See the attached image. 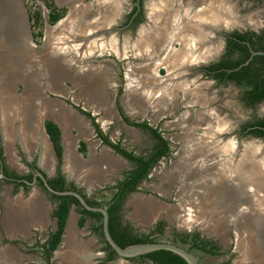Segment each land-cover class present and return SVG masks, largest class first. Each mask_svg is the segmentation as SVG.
Segmentation results:
<instances>
[{"label":"flooded vegetation","instance_id":"1","mask_svg":"<svg viewBox=\"0 0 264 264\" xmlns=\"http://www.w3.org/2000/svg\"><path fill=\"white\" fill-rule=\"evenodd\" d=\"M82 1L84 2L83 5L81 4ZM151 1L152 0H141L140 1V7H139L137 0H79L77 3L74 4L76 7L74 9H77L79 7L80 11H83L84 9H89V10H92L93 14H95L96 12H98L100 14L101 8L104 7V9L106 11H107V9L109 10L111 8L109 11L105 12L107 14L106 21L103 20V18L106 16V14L104 13V17H103V15H102V17L100 15V20L104 21V23H103L104 28H102V30H100V33L105 38L104 42L106 44H108L107 46L105 45V43L103 45H105L107 48L112 47V48H115L116 50L119 51L120 58H118L117 56H114L116 58V60H120L121 58L122 59L124 58V53H125L126 47H128L131 51L134 50V52L136 54H138L139 56H143L145 58V59H143L141 57L143 60H148L147 58L149 55L146 52L148 49H150L149 46H152V45L157 46V43H145L147 41V39L151 40V38L149 36H150V34L152 35V33H153L152 30L154 29L153 28L154 27V20H152L154 17L152 18ZM217 1H219V0H217ZM219 2L220 3L217 5H218V8L221 9V10L220 9L219 10L223 15V17H221L220 24L216 23V25H212L210 23L211 24V26H210L209 23H206L208 25H206V27H203L204 28L203 30L202 29L200 30L202 32L201 34L205 36V41L200 43L199 47L203 48L204 50L205 49L209 50L211 52L210 58L204 59V60L198 59L197 64H194L191 61H189L187 63H185V62L181 63V60H180V65H179L180 67H178V66L173 67L172 69L175 72L173 71L171 74H170V72H171L170 67L168 66L169 67L168 68L164 65L163 66L161 65L160 69L155 68V69H152V71H151V68H148V67L152 62H149V63L144 64V65H138L135 67L132 64H128V69L122 77V82L124 81L122 86H121L122 91H120L121 89L119 91L120 92H127L128 91V89H129L128 86L130 84L129 75L131 74L133 68L134 69H140L141 75H143L142 78L140 77V80H141V83L144 82L143 84L145 85V86L142 85V87L144 86V88H146V89H149V87H151V83L153 82V81L152 82L148 81L149 79L146 80V75H149L151 72H153V75L155 76L154 78L156 80H159L160 79L159 77H162L163 75L170 76V78H169L170 80L167 81V85L165 86L167 88L169 87L170 93L172 94V96L170 97V100L172 101L176 97L182 98V96H184L181 100V102H184L186 100V98H188L187 94H189V92H190L191 94H193L192 102L194 104L195 103L197 104L195 106L203 107V108H201L202 110L205 108H207V110H211L212 104H214L213 100L218 98V91L217 92L213 91L211 85L218 84L219 88H221L223 86L231 87L232 90L235 92L240 90L242 101H243L244 105L248 109H250L251 115H250V117H247L246 119H244V118L234 119V121L232 122V125H231V127H232L231 132H227L228 129L226 128L224 130L226 132L221 133L220 141H221V145L226 146V145L230 144L233 147L234 146L236 147L233 151H231L230 154H231V157L233 159H236L238 161V163L239 162H241V163L240 164L237 163V165H235V168L240 166L241 169L245 168V167L247 169V168H249L248 167L249 165H246V163H245L246 160L244 161V158L246 155V150L247 149L250 150V149L256 147L257 145L264 144V136H257V135L252 133V131H254L260 127V126H258L257 123L264 119V116L261 115V113H260L261 104L264 103V99L260 102H257L254 104H249L246 99L249 96V92L252 90L251 85L239 84L235 80H229L228 78H220L217 75L225 70L223 68L218 67L219 65H222V63H234V62H237L242 57L246 56V53L243 54L241 52L242 50L243 51L247 50L251 56H252V52H264V0H220ZM77 4H78V7L76 6ZM67 5L68 4H66V6ZM207 6H209V3L207 1L175 0L173 5H171L172 8L171 9L169 8V12L172 9L175 11H177L179 9L178 11L181 12V15H185L188 12V15L190 14V16L196 17L197 16L196 14L198 13V11H200V9H203ZM67 13H69V11H67ZM168 16H170V15H168ZM62 18L60 20H62ZM93 23H96V22H93ZM192 26H193L192 28H196V23L193 22ZM192 28H191V30H193ZM188 31L190 32V28ZM148 32H149V34H148ZM116 35H118V37H116ZM163 35L169 36V34H163ZM239 36H242V38H240ZM140 43H142L140 48L143 51H141L140 48L137 49L138 48L137 45H139ZM168 45L169 44H168V42H165V39H164V42H160V45L158 47L160 48L159 53H162V54L153 55L154 60L152 59V57L151 58L149 57L150 61L151 60L155 61V59H157L159 56H165L167 54L166 51H167ZM177 46L182 48L183 44L181 45V43L179 42V43H177ZM138 51H139V53H138ZM215 51H217V52H215ZM184 54H186V53L184 52ZM156 56H158V57H156ZM256 56H262V55H254V57H256ZM250 57H249V59H250ZM254 57H253V59H254ZM159 58H161V57H159ZM122 59L120 61H122ZM253 59L250 61V63L253 62ZM156 61L158 62V60H156ZM194 61H196V60H194ZM246 62H244V63H246ZM215 66H216V69H212ZM255 66L258 67V64H256V62L251 65V69H255ZM77 67H79V66H77ZM238 68H240V66ZM238 68L234 69V71H239L241 69V68L240 69H238ZM72 70H74V67H72ZM155 70L156 71L158 70L157 75H156ZM143 71H145V72H143ZM230 71L232 72L233 70H228L227 72L230 73ZM85 73H87V72H85ZM158 74L160 76H158ZM0 75L2 76L1 67H0ZM203 77L208 78V80L201 81V79ZM79 81L80 80L75 81V82H71V86L75 85L77 87L76 89L74 88L75 90H77L76 91L77 93L79 90L78 88L80 87V85L78 83ZM81 81H82V86H87L88 91H95L96 90V88H92V89L89 88V84H90V82H92V79L90 76H87V77L83 76ZM162 81H165V79ZM170 81L172 84L170 83ZM105 82H106V80H105ZM102 84H103L102 87L100 86L101 87L100 94L103 95L104 94L103 88L105 86V83L102 82ZM191 86H193V87H191ZM20 88L23 90L22 85H20ZM80 88H83V87H80ZM151 91L153 92L152 89H151ZM154 92H155V89H154ZM17 94H19V93H17ZM139 97L142 100L141 104L143 107L140 106L138 108V111L142 112L143 113L142 115H145V116L150 115L151 112L155 113L153 111L154 110L153 106L157 105L155 93H153L151 96L147 97L144 94L142 95L140 92V94H138V98ZM43 99H44V97H43ZM135 99H134V101L136 102ZM62 101L65 102L66 104H69L68 101H64V100H62ZM174 101H175V99L173 100L172 104H174ZM204 104L206 106H204ZM188 107H190V106H188ZM76 108H77L76 110L79 111L78 115H75L73 113H71V114L80 123L79 124L78 123L71 124L69 126L70 128L69 127L65 128V126L62 124V122L57 117H55L57 119V123H55L51 119H46L44 121L43 127H40V124H39L38 132L41 135L42 142L47 148H50V146H51V149L53 150V152L55 154V159H56L55 165H53L52 169L48 170V171L45 170L44 168H42L40 165V162H41L40 160L42 158H44V157H42L43 156L42 145L39 146L37 144L38 146L36 145L32 149L28 150L26 147V144L24 143L23 137L17 135L14 139L18 138L19 140L14 141V139H13L12 141H10L11 146L10 145H9L10 147L7 146V141H6L5 132H4V125H3L2 116H1V112H0V254L2 255L0 257V264H1V260H3L2 264H5L4 258L7 256V254L8 255L11 254L13 256V258H16L15 260H16L17 264H25V261H22L23 257H25V256H31L30 260H34V259L38 260L39 259L42 262V264H47V262H46L47 246L46 245L50 241L52 235L56 234V232L58 231V218L55 216V212L58 210V208L60 206V201L53 199L52 193H50L45 188L42 180L39 177H37V182L35 185L30 186V185H27L25 183V181L33 182L34 178L38 172H41L46 177V179L48 180V183L50 180H57L59 178V176L62 175L67 182V185H65V187H64L65 190L78 191L79 193H81L86 198L87 202H88V200H92V201L95 200V199H92L90 197V193H85L83 191L82 186H79L77 181L75 179H73L70 176L69 172L65 169V161L67 160L68 163H70L69 158H70V156H73L76 164L80 165V167L83 168L82 173L90 172L88 168H91V166L83 167L81 164H79V161L76 158L77 155H79L80 157L86 159L89 157L90 152H92L91 148H90V143H89L90 140H92V139L88 138L89 135L87 136L88 131L86 130V123H88L87 125L92 127L95 137L100 142V146L103 149L108 151V153H109L108 155L110 157L115 156V155H119L123 159H125L114 148H112L110 145L104 143L103 139L99 135V132H100L104 137H106L113 144H119V143L114 142L108 136V133H106V130H105L107 127L104 128L105 123H101V121H100L101 119L96 117V116H100L104 120V122L111 125V122H109L107 120V116H109V115L111 116V114L109 112V109L111 110V108L105 107V110H104L105 112H104V116H103L104 118L101 116L100 110H98L96 113L95 112L91 113V112H87L86 110H84L80 107L76 106ZM62 110H64V109H62ZM115 110H116L115 114L112 115L115 117V120H119V121L121 120L123 125L125 127H127L128 129H132L135 131H140V130L141 131H147V133H149L150 138L152 139V141L154 143L152 149L149 152H146L145 154L137 155V154H134L133 152H131V153H133L135 156H145V157H149L150 155L154 154V152H155L154 146L157 143L154 140V138L152 137L151 129L157 130V128H154L153 126H151L149 124V122H146L145 120H142L141 122L132 121L130 119V117H131L130 115H135V113L127 114L123 110H120L119 107H117V105L115 106ZM85 113H89L90 116H88ZM198 114L204 116L202 114V112H199ZM190 118H191V115H190ZM48 121L55 123L57 125L59 131H60V145L62 148L60 158L57 154L54 143L52 142L50 136L47 133L46 122H48ZM145 123L147 124L148 129H142V127H136L135 126V124L142 125ZM21 125L18 122H15V127L20 129L21 127H23V125L22 126ZM157 132L160 133L158 130H157ZM160 135L164 138V136L161 133H160ZM70 139L73 143V146H75V151H76L77 155H75L72 150L70 151L71 147L69 148V144H68V141L70 142ZM164 139H166V138H164ZM167 141H169V140H167ZM82 144H85V146H86L85 152L81 151L82 150ZM169 146H170V142H169ZM36 147H38V148L36 149ZM170 150H171V148H170ZM263 150H264V148L262 149V151ZM107 156L105 155V158H108ZM251 156H253V158H254V155H251ZM255 157L258 161L260 160V162H262V164H264V152L263 153L260 152L257 156L255 155ZM165 158H167V157H163L161 160H163ZM250 158H252V157H250ZM42 160L44 161V159H42ZM125 160L127 161V163L130 166V168L127 170V172H130V171L134 170V168H136V165H134L132 162H130L127 159H125ZM51 162H52V159H51V156L49 153V161H48L47 165L51 164ZM68 167H69V165L67 164V168ZM155 167L152 169L150 175L152 174ZM236 169L239 170V168H236ZM86 170H88V171H86ZM69 171L74 173V171H72V170H69ZM79 172L80 171H78V175H81L82 173L81 172L79 173ZM127 172H125V173H127ZM125 173L122 174V176H123L122 179H124ZM78 175L76 174V176L78 178L80 177L79 179H81L82 182H87V181H84L83 178L81 176H78ZM150 175H149V177H150ZM257 175L259 176L258 179L261 180L260 179L261 174L256 173V176ZM29 177H31L32 179L29 180L28 179ZM88 177H90V174ZM98 177H99V174H98ZM236 182H238V181H235V183H234L230 178L225 179V181L223 179L222 180L218 179V183L221 185L218 186L219 188L218 187L216 188L217 195H218L217 200H216L217 201L216 202V210H217L218 214H219V212H220V214L218 216L216 215V217L212 216V217H214V220H216L217 225H219L221 222H223L222 216L224 214H221L222 208L228 207L229 209L231 208V210H233L234 208H236V210L242 209L240 214H238L236 212V210L234 209L235 212H232V214H231V215H234V217L233 218L230 217L229 223L227 222L224 229L221 230L223 232H221V231L216 232V230H214L213 228H210L209 226H213V225L211 224L208 226L206 224L207 221L210 220L209 217H206V218H203V221H204V219L206 221H204V222L201 221L200 222L201 224H197L198 226L197 225L192 226L191 230L189 229L186 231H182L181 233L189 234L190 238L193 234L199 233L200 234V241L205 240V241L213 242L215 244V246L219 248V249H217V252L215 254H209V253H206V252L198 250V249H193L192 252H194L195 255H196L195 252H201L202 254H205L207 256L219 258L220 259L219 264H224L227 262H229L230 264H259L258 260L256 259V256H251V257H248L247 259L244 260V258H243L244 254H243L241 248L239 247V246H241V239L239 240V244H238V234H239L240 238H242V234H241L242 230L237 229V224H241V222H243L242 221L243 219H241V217L243 215L241 213L243 211H245V209H247L251 204L253 205V203H251V201L249 199L250 197L249 198L245 197L246 198L245 199L243 197L242 193L244 192L243 194L246 193L247 195L250 194L251 196H254V195L257 196L258 193L253 194L254 191H252V187H254L255 185H254V183L252 184L251 181H249V180H248V182L243 181V185H244L243 187L250 188V190H251L249 192L247 191L248 193L245 191L240 192V190L242 188H240V185H239L240 183L235 185ZM256 182L259 183L258 181H256ZM69 184H73L72 188L73 187L74 188L70 189L71 186ZM141 186H140V190H141ZM246 186H248V187H246ZM261 190L264 191V188H262ZM220 192H221V194H219ZM38 193L45 196V198L47 200L46 204H48L50 206V210L47 213V216H46L44 222L41 218L42 211L40 212L41 214L40 213L38 214V211H37V214L36 213H35V215L33 214L34 216H38V218H40L39 223L41 224L43 222V225H38V226L31 225L29 228L26 229L27 234H25V235L13 236L14 234L23 233V231H24L23 228L21 229V231L16 232L14 234L12 233L13 235H9V234H11V232L8 231V229L6 228V225H5V218H6V214H7L8 204H10V202H14V203H17V205H19L20 203H18V201H30L31 199L36 197L38 195ZM136 193H139V192H136ZM222 193H224V194H222ZM133 194H135V193H131L129 195V197L125 200V202L123 203L122 211H121V222L123 225H126L127 222L130 223L131 226L134 229H136V231L138 233H141L140 230H138L137 228L134 227V225L132 224V222L130 220H127L125 218L126 205H127V202L129 200L130 196ZM250 195H248V196H250ZM258 196L262 198V200H260L262 203L259 202V205L261 206L262 209H264V193H259ZM230 197L233 200H231ZM241 197H243V198H241ZM34 201H37V200H34ZM229 202H231V203H229ZM38 203H39V201H38ZM81 206L76 205V204H70L69 213H68L67 221L65 224L64 233L62 235L61 243L64 239V236L68 234L67 228H68V225L70 224L71 217L72 216L74 217L73 213H75L77 216L76 222H77L78 229L80 231L81 230L84 231V229H85L83 234H80V232H78L75 235L78 236L79 239H83L84 241H88V240L93 239L97 243L100 241H102V243H103L104 247L101 249V251H96V245H94L95 246L93 248V252L95 255V259L93 260L94 264H121L122 259H120L118 257V255L114 259H111V257H110L111 253L108 251L107 246L104 243V240H103L102 235H101V230H98L100 223L97 222L94 218L83 215V213H82L83 208ZM99 207H106V206L102 205ZM31 212H33V211H28L27 213H24V214H28ZM20 214L21 213H19L18 215H20ZM245 214L247 215L248 211H246ZM220 215H222V216H220ZM21 216H22V214H21ZM259 216H261V215H259ZM239 219H241V220H239ZM82 220H84L83 225H81ZM162 221L166 223L167 227L169 226L167 221L159 220L155 225L152 226V228L155 227L159 222H162ZM200 225H203V228H206L208 231H210V233L207 232V234H204L202 232L203 229L201 227H199ZM102 227H103V222H102ZM199 229H201V230H199ZM246 230L248 231L247 235L250 236L248 243L252 241L251 243H249V246H251L252 250H256L255 248H258L260 246L262 240L258 239L259 237H257L256 233H253L252 230H254V229H252V230L246 229ZM102 232H103V229H102ZM72 234L74 237L75 235H74L73 231H72ZM61 243L59 244V246L61 245ZM59 246H58V248H59ZM76 247H77V244H76ZM57 249L52 254L50 264H60V256L56 255ZM86 254L91 255L89 249H88ZM91 260H92V257H91ZM86 261L87 260L84 258V256H75V259H74L75 264H84ZM125 261H133V260H125ZM61 262H63V261H61ZM199 264H200V262H199Z\"/></svg>","mask_w":264,"mask_h":264},{"label":"rangeland","instance_id":"2","mask_svg":"<svg viewBox=\"0 0 264 264\" xmlns=\"http://www.w3.org/2000/svg\"><path fill=\"white\" fill-rule=\"evenodd\" d=\"M65 2H67V1H63V0H61V1H58V0H22L23 7L26 9V12H27L29 19H30V29H31L30 33H31V35H33L34 42L36 43L37 46H41L44 43V40L47 38L48 33L50 35H52L53 39H55V36L58 35L57 33H54L55 31L59 30L58 28H56V24L52 25L49 21V15L52 11L56 12V13H62L63 14V18H64V19L62 18L63 22L60 20L59 21L62 22L63 24L67 21V23H66V24H68L66 26L67 29L72 24L75 25L76 29H79V28H77L78 25L82 24L81 25L82 27H80V29H82L83 27H85V26H83V23L89 24L90 26L92 25L93 28L95 25H97V23H101L100 15L101 16L103 15V14H101L102 12H100V14L98 12L93 14L92 10L84 9V11L82 12L83 18H81V19H79L78 17L75 18L77 16V13H76L77 9H74L75 6L73 7L72 5H69V4L66 6L67 3H65ZM81 4L83 5L84 2L82 1ZM54 7H57L59 11L58 12L54 11ZM67 11H69V13H67ZM70 14H71V16H73L72 18L70 16L71 20L67 19ZM152 17H153V14H152ZM105 20H106V18H105ZM93 22H96V23H93ZM103 26H104L103 24L101 27L97 26L90 33H86L87 35L84 36L82 34L81 36L78 37L80 39L82 38L81 39L82 42L78 46V47H80V50H75L72 47V44H75L77 41L75 40L72 43L69 39L67 40L68 45L66 46V50H64V51H67L66 55H67V59H69V62H70L69 66L70 67H74L77 71H81V72L84 70L89 71L91 69L90 72L94 73L93 79L97 78V75H99L98 77L101 78L100 84L95 85L97 82L93 83V81H92L89 84V88H92V87L96 88L95 91L100 94L101 87L103 85L102 82H104L105 83V86L103 88L104 94L103 95L100 94L101 97H100V95L99 96L97 95L98 97L96 99H94V98L92 99L88 95L89 93L87 94L85 92V90L88 88H87V86H82L81 80L78 83H79L80 87H83V88L79 87L78 93L76 92L77 90H75L77 87L75 85L71 86V82H69V81L62 83L60 90L58 88H56V90H55L48 83L46 84V82H48V78L46 77V74H44V72H45L44 67H40L39 70L36 71V73H31V74H33L32 79H33V82H35L34 79H36V80H39L40 83H42V90H43V93L45 94V96L47 98L48 97L55 98V99L57 98L58 100L61 99V100L69 102V104H66L65 102L62 101L63 107L67 111V116L70 117L69 118L70 120L71 119L74 120V121L71 120L72 124L78 123L76 118L74 116H72V114H71V113H73L75 115H78L79 111L76 110L77 109L76 106L86 110L87 112H91V113H94V112L96 113L98 110H100L102 117L104 116L105 107H110L111 110L109 109V112H110L111 116L110 115L107 116V120L109 122H111V125L104 122V120L100 116H96V117L101 119L100 120L101 123H105L104 128L107 127L105 130H106V133H108V136L114 142L121 144V146L123 148L127 149L129 152H133L134 154H137V155L145 154L146 152H149L152 149L154 143H153L152 139L150 138L149 133H147V131H141V130L135 131L132 129H128L127 127H125L123 125L121 120L120 121L115 120V117L112 115L115 114V112H116V110H115L116 105H117V107H119L120 110H123L127 114L135 113V115H130L131 116L130 119L132 121L141 122L142 120H145L146 122H149V124L151 126H153L154 128H157V130L164 136V138L169 140L170 148H171L170 156L161 160L156 165V167L153 170L152 174L150 175L149 179L142 184L141 192L135 193V194L130 196V198L127 202V205H126L125 218L127 220H130L132 222V224L134 225V227L137 228L138 230H140L141 233H148L150 231V229L152 228V225L148 226L147 225L148 223L145 221L150 220L151 217L148 220H145L144 215H148L151 212H153V213L156 212L154 214L155 216H158V215L160 216L163 213H167L168 217H170V218H168L166 215L165 216L166 218H164L162 220L167 221L169 226L167 227L166 235L163 237H160L158 239V241L172 242L173 243V236H172L173 231L176 230L178 232H182V231H186L189 229L191 230L192 226H196L197 224H201L200 222L203 221L202 219L204 218L202 215H200V212H201L200 209L198 207L196 208V206H198L200 204L199 201L201 200V198H198L196 196L197 194H195V192H200V193L203 192V190L200 191L199 187H202V184H204V179H201V177L196 178V179H191L186 174V172L188 170H192V169H190V166H191V168H194V165H192V164H190L189 167H187V165H186L187 164L186 155L188 154L189 148L194 147L195 144L197 145L198 143L202 142V139L203 140H204V138L207 139L206 136L212 135V133H215L222 128H223L222 131L219 133H222V132L225 133L226 131H224V130L226 128L228 129L227 132H231V130H232L231 125H232V122L234 121V119H236V118L246 119L247 117H250L251 111H250V109H248L244 105V103L242 101L240 90L235 92L232 90L231 87L223 86V87L219 88L218 84H214V85H211V87H212L213 91H216V92L218 91V98L213 100L214 104H212L211 110H207V108H205V109H203L204 110L203 111L201 109L203 107L195 106L197 104L196 103L194 104L192 102L193 94H191L190 92H189V94H187L188 98H186V100L184 102H181L182 98L184 97V96H182V98H178V97L174 98L175 101H174V104H172L174 99L172 101L170 100V97H169L170 96V89L166 87L167 90L164 91L165 93H163V96H161L160 98H156L157 105L153 106L154 107L153 111L155 113L151 112L150 115H147V116L142 115L143 113L138 111V108L140 106H142V105H140L141 103H135V101H134L135 98H136L135 100L137 101L138 94H140V90L139 91L135 90L136 93H134V91H132V89H130V87H128L129 89L127 92H120V91H122L121 86L124 82V81L122 82V77L128 69V64H132L135 67L138 65H144V64H147L149 62H152L148 67V68H151V71H152V69H154L153 68V62L156 63L157 62L156 60L160 61L165 56H159V57H161V59L158 57L155 60L156 62L152 61V60L150 61L149 56L147 58L148 60H143V59H145L143 56H139L138 54H136L134 52V50L131 51L128 47H126V50L124 53V58L123 59L121 58L122 61H120L121 59L116 60V58L114 56H117L118 58H120L119 51L116 50L115 48H112V47L107 48L106 46L103 45L104 41H102V38L103 39H105V38L100 33V30H102V28H104ZM93 31H95V32L93 33ZM50 32H52V33H50ZM116 37H118V35H116ZM80 39H78V40L80 41ZM177 43H179V42H177ZM177 43H175V45H173L174 46L173 50H175V54L181 53V49H182L181 47L177 46ZM51 44H50V47L52 46ZM87 45L88 46L90 45L89 46V47H91L90 51H94V53L89 52V47ZM98 46H102V48L103 47L104 48L101 50ZM182 52H183V50H182ZM215 52H217V51H215ZM34 59H36V58H34ZM197 61L198 60H196V61L191 60V62L194 64H197L198 63ZM175 65L179 66L180 63L177 62V63H175ZM77 66H79V67H77ZM160 68H161V65H159V67H157V69H160ZM42 70H43V72H42ZM133 70H136V72L134 73ZM157 71H156V75H157ZM2 72H3V70H2ZM7 72L10 73L9 71H7ZM132 72H131L132 73L131 75L136 74V76H138L140 79V75H141L140 69H134L133 68ZM151 74L153 75V72H151ZM131 75H129V76L132 78ZM158 76H160V75L158 74ZM166 76L167 75H163L162 77H159L160 78L159 80L160 81L164 80V79L167 81L170 80L169 79L170 76H167V77ZM12 78L16 81V77L13 76L12 74H11V76L7 77L6 79L10 80ZM104 78H105L106 82H105ZM129 80H130V78H129ZM205 80H208V78L203 77L201 79V81H205ZM152 85L153 84H151V86ZM129 86H130V84H129ZM191 87H193V86H191ZM160 88L162 89V86L159 87L158 88L159 90L157 89V91L160 92L161 91ZM7 91H8V93H11L12 90L8 89ZM16 92L19 94L22 92L20 85L17 88ZM40 93H41V90H40ZM141 94L146 95L145 93H141ZM155 94H156V92H155ZM41 98H42V101L45 100V99H43L42 95H41ZM14 101H16L18 103L19 100H14ZM17 103L15 105H18ZM188 106H190V107H188ZM204 106H206V105H204ZM20 108L21 107L19 104V107H17L16 110L20 111ZM199 112H202V114L204 116L199 115L198 114ZM260 113H261V115L264 116V103L261 104ZM189 114L191 115V118H190ZM48 116L52 117L51 115H48ZM199 116L203 117L202 121H197ZM53 118H55V117H53ZM39 124H40V122H39ZM87 124L88 123H86V130L88 131L87 136L89 135L88 138L92 139L89 142L90 148L92 151V152H90L89 157L98 156L103 152L104 149L100 146L99 140H97V138L95 137L92 127L87 125ZM190 128L193 129L192 132L188 131ZM219 137L221 138V135ZM70 144H71L70 150H72L73 153L75 155H77L76 151H75V146H73L71 139H70L69 145ZM38 145L40 146V144H38ZM191 145H193V146H191ZM219 147L222 148V145H220ZM256 147L252 148V150L256 151L255 155H258L260 152L261 153L264 152V150L262 151V149L264 148V144L257 145ZM36 149H37V147H36ZM247 151H249V150L247 149L246 152ZM230 153H231V151L226 155L225 154L219 155V156L217 155L216 157H211V158H209V160H206L204 162L205 165H208V166H206V167H208L206 171L210 172L209 173L210 175L212 173H215L214 172L215 169L214 170L211 169L210 165L212 166L213 164H216V163L221 162V161L222 162L224 161L225 163H227V165H230V167L233 166L236 159H233L231 157ZM76 158L78 160H80L79 164H81L83 167L92 166L94 164L93 163L90 165H85L83 163L85 162L84 160H86L87 158L86 159L82 158L79 155H77ZM101 160H103V162H100V163L101 164L104 163V167L107 166L108 164L116 165V167H118V165H119L112 158H105V155H104L103 159H100V161ZM81 161H83V162H81ZM97 162H99V161H97ZM106 163H108V164H106ZM223 165H224V167L222 166V169L227 171L225 168L226 165L225 164H223ZM65 168H66V170L69 169V168H67V160H66ZM129 168H130V166L127 163V161L122 160L121 166L119 168L112 170L111 175L109 176L108 179H106V183L99 184V183H97L99 181H97V182L95 181L101 177V175H99V177L97 176L94 179H91V180L88 179L89 182L87 181V182L78 183V184H79V186H82V189L85 193H90V197L92 199H95L97 202L102 203L103 205H106L111 200L113 193H114V190H110L108 188L114 186L118 180L122 179L123 178L122 174L127 172V170ZM233 168H234V166H233ZM88 169H90V168H88ZM217 169L219 170V166ZM189 174L191 175V173H189ZM204 174L205 173H201L200 176L201 175L209 176V175H207L208 173H206L205 175ZM226 177L223 179H226ZM84 180H86V179H84ZM93 183H96V184H93ZM217 183H218V181H217ZM207 191H208V189H207ZM200 193L198 194V196L200 195ZM202 194H204V193H202ZM208 198L209 197H207V199ZM154 200L162 201V202L166 203L170 208L173 206V207H175V209L174 210H172V209L162 210V209L157 208L156 206L148 205V204H152V203L155 205V203L152 202ZM202 200H203V198H202ZM206 202H207V204H209L208 206H212L210 203L211 201L208 202V200H207ZM30 203H31V205H29V206L31 208L34 207V205L32 204L33 202L30 201ZM30 203L27 202L25 204H30ZM20 204L22 206L25 205L24 203L23 204L20 203ZM14 205H16V203ZM226 209H223L225 212L221 213V214H224L223 215V221L227 219L226 221L229 223V218L231 216L234 217V215L229 214V211L226 214ZM233 217H231V218H233ZM35 222L40 224L37 221H35ZM224 227H225V225L222 227L221 230H223ZM210 228H211V226H210ZM237 229L238 230L240 229V224H237ZM199 230H201V229H199ZM75 231H77V230L75 229ZM83 232L84 231H82V234H83ZM216 232H219L218 229H216ZM221 232H223V231H221ZM168 236H170V237H168ZM239 240H240V236L238 234V244H239ZM177 244L181 245L180 242H177ZM95 245H96V251H101V249L104 247L102 241L98 242ZM68 250H69V248H67L65 253H67ZM195 253L199 259L200 264H219V262H220L219 258L207 256L205 254H202L201 252H195ZM30 257L31 256H25V257H23L22 261H25V264H42V262L39 259L38 260L37 259L30 260ZM88 257L91 260V256L89 254H88ZM2 261L3 260H1V264H2ZM61 263L64 264V262H61ZM89 263L92 264L91 261H89ZM121 264H146V263H144L141 260H133V261L122 260Z\"/></svg>","mask_w":264,"mask_h":264},{"label":"bare ground","instance_id":"3","mask_svg":"<svg viewBox=\"0 0 264 264\" xmlns=\"http://www.w3.org/2000/svg\"><path fill=\"white\" fill-rule=\"evenodd\" d=\"M58 1H61V0H58ZM63 1H67L69 3L72 2V6H75L74 4L77 3L79 0H63ZM200 1H207L209 3V6L203 8V9H200V11H198L197 14L195 13L197 15V16L195 15L196 17L190 16V14L188 15V12L185 15H181L180 14L181 12L178 11L179 9L177 11L172 9L169 12V8L170 9L172 8L171 5H173L175 0H152L151 1V4H152V10L151 11H152V14L154 17V18L152 17L154 20V27H153L154 29L152 30L153 31L152 35L151 34H150V36L148 35L151 38V40L147 39V41L145 43H157V46H154V45L149 46L150 49H148L146 53H148L149 57L150 58L152 57V59H153V55L162 54V53H159L160 48L158 46L160 45V42H164V39H165V42H168V44H169L168 48H167V54L165 55V57H163V59L160 58L161 60L158 61L157 63L153 62V68L154 69L157 68L159 65H162V66L164 65L166 67L169 66L170 71H171L170 74H171L174 71L172 68L176 67L175 63H177V62L180 63V60H181V63H184V62L187 63V62H189V60L190 61L191 60H198V59L204 60V59L210 58L211 52L209 50H206V49L204 50L203 48L199 47V44L202 43L203 41H205V36L201 34L202 32L200 30L201 29L203 30L204 29L203 27H206V25H208L206 23H209L210 26H211V24L212 25H216V23L220 24L221 17H223V15L220 12L221 9L218 8V5H217L220 3L219 2L220 0L219 1H217V0H212V1L211 0H200ZM10 2L12 3V1H10ZM76 6H78V5H76ZM74 8H76V7H74ZM101 10H102L101 14H103V15L105 12L109 11L108 9H107V11L104 10V7L101 8ZM8 11H9V14L7 15V17H2L0 19V33L1 34L4 33V35L7 37L8 40H10L11 45H12V47H11L12 53L10 56L8 54V50H6V52L2 51V49H5L6 47H8V45H6V47L4 46L5 48L0 49V67H1V70H3L2 76L0 75V106H1V116L3 119L4 132H5V137H6V141H7V146L8 147L11 146L10 141H12L17 135L23 137L24 143L26 144V147L28 150H30L31 148H33L37 144H40V146L42 145V147H43V151H42L43 156L42 157H44L43 158L44 161L42 160V162L43 163L45 162L47 164L48 163V157H47L48 149L43 144L42 139H41V135L38 132V130H39V124L38 123L40 122L41 116L42 115L45 116L46 114H47L46 116H48V114L51 112V110L49 109L50 106L48 107V105L44 101H42L40 90L37 87V85H35L36 83L33 82V79H32L33 74H31V73H36V71H38L40 67H44L45 68L44 74H46V77L48 78V84L51 87H53L55 90H56V88H59V90H60V82L64 77H72L75 81H78V80H82L83 76L84 77L90 76L93 83L97 82L95 85L100 84L101 78H99L98 77L99 75H97V78L93 79L94 73L90 72L91 69L89 71L84 70L81 72V71H77L74 68V70H75V72H74V70H72V67L69 66L70 62H69V59H67V55H66L67 51H64V50H66V46L68 45L67 44L68 39L72 43L76 40L77 42L75 44H72V47L75 50H80V47H78V46L82 42V40H81L82 38L80 39L78 37L81 36L82 34L84 36L87 35L86 33H90L94 28L92 27V25L90 26L89 24L83 23V26H85V27H83L82 29H80V27H82L81 26L82 24L78 25L77 28H79V29H76L74 24H72L71 26L69 25L70 27L67 29V27H66L68 25V24H66L67 21L66 22L64 21L65 23L63 24L62 23L63 21L61 20L62 22H60L58 27H57L59 30L54 32V33L58 34L57 36H55V39H53L52 35H50L47 32L48 34H47L46 39H47V41H49L50 44L52 43L51 44L52 46L43 54V56L33 60V59H30L31 56L30 55L28 56V53L25 52L27 50L22 51L24 49V43H25V41H27V39H26V34L24 32L22 17L20 15V13L14 8V6H10ZM83 11H80L79 7H78L77 12H76L77 16L75 18H77V17L79 19L83 18V13H82ZM168 15H170V16H168ZM105 18L107 19V14L103 18L104 21H106ZM103 20H101V23H97V25H95L94 27L95 28L97 26L101 27L102 24L104 23ZM193 22L196 23V28H192ZM8 24H10V25H8ZM188 27L190 28V32L188 31L189 30ZM191 28L193 30H191ZM52 32H50V33H52ZM94 32L95 31H93V33ZM148 34H149V32H148ZM163 34H169V36L167 35L168 36L167 37V36H164ZM78 39H80V41ZM102 41H104L103 38H102ZM178 41L181 43V45L183 44V47L181 49V52H182V50H183V52L179 53V54H175V50H173L174 49L173 45H175V43ZM103 43H105V42H103ZM105 45L107 46L108 44L105 43ZM141 45H142V43L137 45L138 46L137 49H139ZM98 47L101 50L104 48V47L102 48V46H98ZM90 48L91 47H89V52L94 53V51H90L91 50ZM140 50H141V48H140ZM141 51H143V50H141ZM184 52H186V54H184ZM138 53H139V51H138ZM156 57H158V56H156ZM34 58H35V56H34ZM7 71H9L10 73H8ZM133 71H134V73L136 72V70H133ZM42 72H43V70H42ZM85 72H87V73H85ZM143 72H145V71H143ZM11 74L16 77V80L18 78H22L25 81V83H26V95L25 96H23L21 98H17L14 96L12 88H13V83L15 80L13 78L10 80L6 79L7 77L11 76ZM131 76H132V78L129 76L130 86H128V87H130V89H132V91H134V93H136V91L140 90L141 93H145L148 97V96H151L153 93L156 92L155 97L160 98L161 96H163V93H165L164 91L167 90V88L165 87L167 85V80H165V81L156 80L154 78L155 76L152 75L151 73L149 75H146V80L149 79L148 81H151V82L153 81L151 83V84H153L152 85L153 87L151 86V87H149V89L144 88V86H145L143 84L144 82L141 83V80L139 79L138 76H136V74H133ZM140 77L142 78L143 75H140ZM170 83H171V81H170ZM142 85H144V86L142 87ZM161 86H162V89L160 88L161 91L160 92L157 91V89ZM8 89L12 90L11 93H8V91H7ZM151 89L153 90V92L151 91ZM154 89H155V92H154ZM85 92L87 94L89 93L88 95L92 99L93 98L96 99L100 95L98 92L88 91V89H86ZM171 96H172V94L170 93L169 97H171ZM100 97H101V95H100ZM14 100H19V101L17 103ZM141 102H142V100L139 97L135 103H141ZM16 103L18 105H15ZM19 104L21 107L20 111L16 110V108L19 107ZM140 105H142V104H140ZM31 109L33 110V112H34V110H37V111L39 110V112H37V113L34 112L35 115L32 113L33 114V116H32V122L33 123H32V125H29V122L27 123L26 119L28 117L29 110L31 111ZM54 110H55V108H54ZM54 110L52 111V114L55 115L56 117H58L59 120L62 119L64 125H67L66 128L69 127L71 120L69 119L70 117L67 116V112L65 110H62V112H60L61 110L60 111H58V110L54 111ZM54 112H55V114H54ZM38 118H40V119H38ZM202 119H203V117L199 116L197 121H202ZM35 120H37V121H35ZM15 122H18L20 125L22 124L23 127H21L20 129L15 127ZM188 131L192 132L193 129L190 128ZM221 131L222 130L220 129L217 132L212 133V135L206 136L207 139L204 138V140L202 139V142L198 143L197 145L195 144L194 147L189 148L188 154L186 155L187 167H189L190 164L194 165V168H191V166H190V169H192V170H188L186 172L188 177L191 179H196L199 177H201V179H204V184H202V187H199L200 191L203 190L202 193H204V194H202L200 192H195V194H197L196 196L198 198L203 196L202 197L203 201H201V202L199 201L200 204L198 207L200 209V211L202 210V213L204 212V209H207V202H206L207 200H208V202L211 201L210 203L212 205V206H208V207L215 209L216 202H217L216 200H217V196H218L216 188L219 185H221V184H218L216 182L218 181V179L222 180L226 176H227L226 179L231 178V180L234 183H235V181H238V182H236L235 185L240 183L239 184L240 188H242L241 189L242 191L240 190V192L251 191L250 188L243 187L244 186L243 181L248 182V180H249V181H251L252 184L254 183V185H255L254 187H252V191H254L253 194L258 193V195H259V193H264V191L261 190L262 188H264V172H259L260 174L263 173V176L261 175V178H260L262 180L261 181L258 179V177L260 175L258 174L259 176L258 175L256 176V172L253 171V169L255 170L257 168L261 169L262 166L264 167V165L262 164V162L257 163V159L255 157L256 151H254L252 149H250L248 152H246V155L244 158V161L246 160L245 161L246 165H249L248 166L249 168H247V169H246V167L241 169L240 166H238L236 168H239V170H237L235 168V165H237L238 161L235 160V163L233 165L234 168H233V166L230 167V165H227V163H225L224 161L223 162L221 161V162H218L216 164H213L212 166L209 164L211 169H213V170L215 169V171H214L215 173H212L213 175L212 174L210 175L209 174L210 172L206 171L208 168V167H206L208 165L204 164V162L206 160H209V158H211V157H216L217 155H224V154L226 155L229 153V151H233L236 148L235 146L233 147L230 144L226 145V146L222 145V148L219 147L221 145L220 144L221 138L219 137L221 135V133H219V132H221ZM191 146H193V145H191ZM70 147H71V144L69 145V148ZM251 155H254V158ZM250 157H252V158H250ZM69 159H70V163H68V165H69L68 168L70 170L74 171L77 175H78V171H80L82 173L83 168L80 167V165L76 164L73 156H70ZM240 163L241 162H239L238 164H240ZM223 164L226 165L225 168L227 171L222 169V166L224 167ZM218 166H219V170L217 169ZM263 171H264V168H263ZM189 173H191V175ZM201 173H205V174L208 173L207 175H209V176H203V175L200 176ZM84 175H85V172L82 173L81 175H78V176L84 177V179H85L87 176H84ZM223 180L225 181V179H223ZM256 181H258L259 183H257ZM246 187H248V186H246ZM206 188L208 189V191ZM212 189H213V191L211 192ZM199 193H200V195L198 196ZM243 193H242V195L244 198L250 197L249 199H250L251 203H253V205L252 204L250 206L248 205L249 207L241 213L243 215L241 217V219H243L242 220L243 222H241V224H240V229L242 230V232H241L242 238H240L241 239V246H239V247L241 248V250L244 254L243 255L244 260L247 259L248 257L256 256L258 263L264 264V242H263L264 241V209H262L261 206L259 205V202H261L260 200H262V198L259 197L258 195L257 196L256 195L251 196L250 194H248V195H250V196H248L246 193L245 194H243ZM219 194H221V192ZM222 194H224V193H222ZM207 197H209V198L207 199ZM243 197H241V198H243ZM231 200H233V199L231 198ZM229 203H231V202H229ZM33 204H35V203H33ZM35 206H36V204H35ZM27 207H29V206H26V208ZM31 209H33V208H31ZM223 209H226V208H222L221 213L225 212ZM234 209L236 210V208H234ZM234 209L231 210V208L229 209L227 207L226 214L228 213V210L230 212L229 214H232V212H235ZM241 210L237 209L236 212L238 214H240ZM246 211H248L247 215L245 214ZM24 212H25V210H24ZM213 212H214V210H213ZM9 213H10V211H9ZM155 213L156 212H154V213L151 212L148 215H144L145 220H148L150 218L149 216L154 217ZM219 214H220V212H219ZM219 214L217 212L216 215L218 216ZM259 215H261V216H259ZM11 216H13V215H11ZM231 217H233V216H231ZM241 219H239V220H241ZM226 220H224L219 225H217L216 220H214V217H212V220L210 219L209 221H207L206 224L208 226L212 224L213 226H211V228H213L214 230L218 229V231H221L222 227L224 225H226V223H227ZM204 221H206V220L204 219ZM229 221H230V218H229ZM7 222L8 223H6V224L8 225V228L9 227L11 228V225L14 224L13 222L12 223L9 222V220ZM13 226H15V225H13ZM246 229H250V230L254 229V230H252L253 233H256L257 237H259L258 239L262 240V242H261L262 245L261 244H260V246L258 245L259 249L255 248L256 250H252L251 246H249V243H251L252 241L248 243L250 236L247 235L248 231ZM10 230L13 231L12 228ZM68 237L70 238V241H71V244L73 245V247H75L76 245L73 243L74 239H73L72 231L68 233ZM77 248H78V245H77ZM67 252H69V251H67ZM70 254H71V252H70ZM68 256H69V254H68ZM83 256H85L84 258L87 260L85 262V264H89V258L87 257V255H83ZM64 257L67 258V255ZM13 261L11 260L10 257L9 258L6 257L4 263L5 264H15Z\"/></svg>","mask_w":264,"mask_h":264},{"label":"trees","instance_id":"4","mask_svg":"<svg viewBox=\"0 0 264 264\" xmlns=\"http://www.w3.org/2000/svg\"><path fill=\"white\" fill-rule=\"evenodd\" d=\"M54 11H59L57 7H54ZM63 17L62 13L51 12L49 15V21L52 25L56 24ZM242 38V36H239ZM243 54L246 53V56L239 59L234 63H222L219 65V68L225 69L217 76L220 78H228L229 80H235L239 84H247L252 86V90L249 92V96L247 97V102L249 104H254L260 102L264 99V56H256L253 59L252 64L256 62L258 67L255 66V69H251V63L247 66L242 67L239 71H234V69L238 68L246 62L251 56L247 50L241 51ZM257 68V69H256ZM212 69H216V66ZM228 70H233L227 72ZM90 116L89 113H85ZM256 130L252 131L253 134L257 136H264V119L259 121ZM136 127H142V129H148L147 124H135ZM47 133L50 136L54 146L56 148L57 154L59 158L61 157V145H60V131L57 125L51 121L46 122ZM152 137L156 141V145L154 146V154L149 157L145 156H135L133 153L128 152L126 149L121 147L120 144H113L106 137H104L100 132L99 135L103 139L104 143L110 145L114 148L120 155H122L125 159L132 162L136 165L134 170L125 173L124 179L119 180L114 186L109 187L108 189L114 190L113 196L111 200L103 205L102 203L97 202L96 200H88V203L92 206H106L108 208L110 214V222L109 229L113 239L123 248L136 245V244H145V243H153L157 242L160 237L166 235L167 225L165 222H159L155 227L151 228L148 233H138L136 229H134L130 223L127 222L126 225H123L121 222V211L122 206L125 200L129 197L131 193L141 192L140 186L149 179V175L152 169L158 164V162L163 157H168L171 154L169 141L164 139L157 130L151 129ZM86 146L82 144V152H85ZM29 180L32 178L29 177ZM51 187L58 191H65V185L67 182L65 178L60 175L57 180L49 181ZM42 184V183H41ZM71 186L70 189H73V184H69ZM53 199L60 201V206L58 210L55 212V216L58 218V231L56 234L52 235L50 241L47 243V251H46V262L50 264V260L53 252L58 248L61 243L62 235L64 233L65 224L67 221L69 206L70 204H76L81 206L78 199L71 196H57L52 194ZM102 204V205H101ZM82 207V206H81ZM83 208V207H82ZM83 215L94 218L97 222L100 223L98 230H101V235L104 240V243L107 246L108 251L111 253V259H114L117 254L111 248V246L106 242L104 237V233L102 232V222L103 215L101 213L90 212L83 208ZM84 220L81 221V225H83ZM173 243L177 244L180 242L182 246L187 247L190 251L193 249H198L204 251L209 254H215L217 252L218 247L215 246L213 242L210 241H200V234L195 233L191 236L189 234L181 233L178 231L173 232ZM170 237V236H168ZM130 260H141L146 264H188L182 257L179 255L165 250H160L156 252H152L146 254L144 256L130 259ZM224 264H230L229 262Z\"/></svg>","mask_w":264,"mask_h":264},{"label":"water","instance_id":"5","mask_svg":"<svg viewBox=\"0 0 264 264\" xmlns=\"http://www.w3.org/2000/svg\"><path fill=\"white\" fill-rule=\"evenodd\" d=\"M10 1H12L14 5ZM10 1L9 0H0V19L2 17H7V15L9 14V11H8L9 7L10 6H14V8L20 13V15L22 17L23 28H24V32L26 34V39H27V41H25V43H24V49L22 51L27 50L25 52L28 53V56L29 55L31 56L30 59H34V56H35V58L41 57L50 48V43L47 41V39H45L44 43L41 46H37L36 45V43L34 42V37L30 33V30H31L30 29V19H29V16H28L27 12H26V9L23 7L22 0H10ZM140 1L141 0H137L139 7H140ZM65 3H67L69 5H72V2L71 3L65 2ZM70 16H71V14L69 15V17L67 19H69ZM72 17L73 16H71V18ZM60 21H58L56 23V28L58 27ZM8 25H10V24H8ZM6 45H8V47H6ZM11 47H12V45H11L10 40L7 39V37L4 35V33H2V34L0 33V49L5 48V49H2V51H4V52H6V50H8V54L10 56L11 53H12ZM254 55H262V56H264V52H252V56L250 57V59L246 63L242 64L240 66V68H242L244 66H247L250 63V61L253 59ZM240 68H238V69H240ZM34 81H35L37 87L41 90L42 97L46 98V96H45V94L43 93V90H42V83H40V81L36 80V79H34ZM66 81L67 82L68 81L69 82H75L74 79L71 78V77H64L61 80V82H60V87L62 86V83L66 82ZM47 83L48 82H46V84ZM19 85L23 86V90H22V92L20 94H17L16 90L19 87ZM13 94L17 98H21V97L26 95V83H25V81L22 78H19L18 80H16L14 82V84H13ZM0 112H1V106H0ZM48 117L51 118L50 116H48ZM44 118H46V116ZM51 120H53L55 123L57 122V120L54 119V118L51 119ZM2 121H3V119H2ZM14 140H19V139L16 138ZM259 162L260 161L257 160V163H259ZM65 164H66V161H65ZM84 164L86 165L87 162H84ZM263 168L264 167L262 166L261 169L257 168L255 170L253 169V171H255L256 173L264 172ZM261 175L263 176V173ZM37 177H39L42 180L45 188L50 193H52L54 195H57V196H71V197H74V198L78 199L79 203L82 205V207L84 209H86V210H88L90 212L101 213L103 215V233H104L106 242L116 252V254L118 255V257L120 259H122V260H130V259H134V258H138V257L144 256V255L152 253V252L165 250V251H170V252H173V253L179 255L188 264H199V260H198L197 256L194 254V252L190 251L188 248H186V247H184L182 245L175 244V243H172V242L157 241V242H153V243L131 245V246H128V247H125V248L121 247L113 239V237H112V235L110 233V229H109L110 214H109L108 208L90 205L87 202L86 198L81 193H79L78 191H73V190L58 191V190L53 189L50 186V184L48 183V180L46 179V177L41 172L37 173V175L35 176L33 182L25 181V183L27 185H30V186L31 185H35L36 182H37ZM213 189L211 190V192L213 191ZM200 198H201L200 202L203 201L202 197H200ZM152 202H154L155 205L153 203L152 204H148V205L156 206L157 208L162 209V210H170V209L174 210L175 209V207H173V206L170 208L166 203H164L162 201L154 200ZM197 207H199V205L196 206V208ZM213 210H214V212H213ZM204 212L202 213V210H201L200 215H202L205 218L209 217V219H212L213 215H214V217H216V214H217L216 207H215V209H212V208L208 207V204H207V209H204ZM166 215L168 217L167 213H163L160 216L159 215L158 216H154V217L149 216V217H151V219L148 220V221H145V222L148 223L147 224L148 226H151V225L153 226L159 220H162V219L166 218L165 217ZM168 218H170V217H168ZM70 225L71 224H69V226L67 228V232H69V230L71 229ZM199 227H201L203 229L202 232L204 234H207V232L210 233V231H208L206 228H203V225H200ZM67 238H68V234L64 236V239H63L61 245L57 249V251H56V255L57 256H61V254L65 253ZM1 256L2 255L0 254V257Z\"/></svg>","mask_w":264,"mask_h":264},{"label":"crops","instance_id":"6","mask_svg":"<svg viewBox=\"0 0 264 264\" xmlns=\"http://www.w3.org/2000/svg\"><path fill=\"white\" fill-rule=\"evenodd\" d=\"M59 89V88H58ZM44 99H45V103L48 105V107H49V109L51 110V112L48 114V115H51L52 117L51 118H49L48 116H46V118H44L45 116H41V119L40 118H38V119H40V127H43V124H44V121L46 120V119H53V117H56L55 115H53L52 114V111L54 110V108H55V110L54 111H60V112H62V109H64V107H63V102H62V100L61 99H55V98H51V97H44ZM57 105V106H56ZM33 108V107H32ZM30 109V108H29ZM35 109V108H34ZM65 110V109H64ZM66 111V110H65ZM31 112V113H30ZM34 112H39V110L37 111V110H34ZM33 112V110L31 109V111L29 110V113H28V117H27V119H26V121H27V123L29 122V125H32V116H33V114L35 115V113ZM67 112V111H66ZM33 113V114H32ZM19 114V113H18ZM54 114H55V112H54ZM31 115V116H30ZM47 115V114H46ZM58 118V117H57ZM43 119V120H42ZM54 119H56V118H54ZM59 119V118H58ZM57 120V119H56ZM73 120V119H72ZM35 121H37V120H35ZM39 121V120H38ZM60 121L62 122V124L64 125V123H63V121H62V119H60ZM74 121V120H73ZM78 121V120H77ZM57 123V122H56ZM79 123V122H78ZM39 124V123H38ZM37 124V125H38ZM72 124V121H71V123L69 124V125H71ZM65 126V128H66V126L67 125H64ZM35 127V126H34ZM36 128V127H35ZM68 128V127H67ZM68 144H69V141H68ZM38 148V147H37ZM32 149V148H31ZM48 149V155H47V157H48V161H49V153H50V156H51V159H52V162H51V164H49V165H47L45 162V164L42 162V159L40 160L41 162H40V165H41V167L42 168H44L45 170H51L52 169V167H53V165H55V163H56V159H55V154H54V152H53V150L51 149V146H50V148H47ZM105 151V152H104ZM109 153H108V151L107 150H103V152L100 154V155H98V156H91V157H88L86 160H84L85 162H87V164L86 165H90V164H93L92 166H91V168L89 169V171H90V173L89 172H85V175L84 176H87L85 179L86 180H84V177H82L83 178V180L84 181H88V179L90 180V179H94V178H96L97 176H98V174L99 175H101V177L98 179V180H95L96 182L97 181H99V182H97V183H99V184H104V183H106V179H108L109 178V176L111 175V173H112V170L113 169H116V168H119L120 166H121V162H122V160L123 161H125V159H123L121 156H119V155H115V156H109L108 155ZM104 155H108L107 157L108 158H112L117 164H119L118 165V167H116V165H112V164H108V163H106V164H108L107 166H105L104 167V163L103 164H101L100 162H103V160H101L100 161V159H103L104 158ZM45 156V155H44ZM69 160V159H68ZM78 160V159H77ZM79 162H80V160H78ZM97 161H99V162H97ZM81 162H83V161H81ZM67 164H68V161H67ZM84 164V163H83ZM66 169V168H65ZM70 170V169H69ZM69 170H67L68 172H69V174H70V176L73 178V179H75L76 181H77V183H83L77 176H76V173L74 172V173H72L71 171H69ZM82 170V169H81ZM88 171V170H87ZM89 174H90V177H88L89 176ZM92 176V177H91ZM105 177V178H104ZM123 177V176H122ZM120 180H122V179H120ZM119 181V180H118ZM117 181V182H118ZM116 182V183H117ZM93 184H96V183H93ZM94 187V186H93ZM34 200H37V201H34ZM30 201H32L33 203H35L36 204V206H35V204H33L34 205V207H32L33 209H31V207L29 206V205H31V204H25V203H27V202H29L30 203ZM30 201H18V203H24L26 206H29L28 208H26V206L24 205V206H22L21 204H19V205H17V203H16V205H14L15 203L14 202H10V203H12V204H8V206H7V214H6V218H5V225H6V228L8 229V231L9 232H11V233H13L14 234V232L16 231V232H19V231H21V229L23 228V232L24 233H18V234H9L8 232V234L9 235H13V236H18V235H25V234H27V231H26V229L27 228H29L31 225H34V226H38V225H43V222L45 221V218H46V216H47V213L49 212V210H50V206L48 205V204H46L47 203V200H46V198H45V196L44 195H42V194H39L38 193V195L36 196V197H34L33 199H31ZM38 201H39V203H38ZM12 206V207H11ZM22 207V208H21ZM30 208V209H29ZM36 208V209H35ZM24 210H25V212H24ZM9 211H10V213H9ZM28 211H33V212H31V213H28V214H24V213H27ZM37 211H38V214L42 211V214H41V218H42V220H43V222L41 223V224H38V223H36L35 221H37V222H39L40 221V218L38 219V216H34L35 215V213L37 214ZM19 213H21L22 214V216L21 215H18ZM34 214V215H33ZM9 215V216H8ZM11 215H13V216H11ZM73 215H74V217L72 216L71 217V225H70V230H69V232H71V231H73L74 232V235L75 234H77L78 232H80V234H82V231H80L79 229H78V227H77V216H76V214L75 213H73ZM11 216V217H10ZM15 216V217H14ZM37 217V218H36ZM8 218V219H7ZM37 219V220H36ZM9 220V222H13L14 224L13 225H15V226H13V225H11V228H12V230L13 231H11L10 229V227L8 228V225L6 224V223H8L7 221ZM17 225V226H16ZM69 226V225H68ZM77 227V228H76ZM14 228V229H13ZM21 228V229H20ZM19 229V230H18ZM75 229L77 230V231H75ZM18 230V231H17ZM84 231H85V229H84ZM15 232V233H16ZM68 232V233H69ZM84 233V232H83ZM70 237V236H69ZM68 237V239L66 240V250H67V248H68V246H69V252H67V254L65 253H63V254H61V256H60V264H62L61 263V261L63 260V262H64V264H75L74 263V259H75V256H83V255H87V257H88V254H86L87 253V251H88V249H89V251H90V253H91V257H92V260H91V263L92 264H94V259H95V255H94V252H93V248L95 247L94 245L96 244V241L95 240H93V239H91V240H88V241H84L83 239H79L78 238V236H74L73 237V243L76 245H78V248L75 246V247H73V245L71 244V241H70V238ZM71 244V245H70ZM80 246V247H79ZM85 249H84V248ZM80 250V251H79ZM85 250V251H84ZM79 251V252H78ZM70 252H71V254H70ZM15 254V253H14ZM68 254H69V256H68ZM73 254V255H72ZM67 255V258L66 257H64V256H66ZM73 256V257H72ZM6 257H10L11 258V260L16 264V260H15V258H13V256L10 254V255H7ZM6 257L4 258V262H5V259H6ZM64 257V258H63ZM85 257V256H84ZM89 258V257H88ZM89 261H90V259H89ZM124 262V261H123ZM85 264V263H84ZM90 264V263H89Z\"/></svg>","mask_w":264,"mask_h":264}]
</instances>
